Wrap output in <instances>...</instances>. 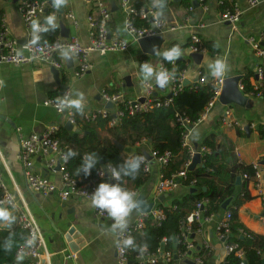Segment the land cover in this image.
<instances>
[{"label": "crops", "instance_id": "1", "mask_svg": "<svg viewBox=\"0 0 264 264\" xmlns=\"http://www.w3.org/2000/svg\"><path fill=\"white\" fill-rule=\"evenodd\" d=\"M23 1L0 0L3 21L20 45L27 41L26 28L19 11ZM105 1L110 5L112 13L109 22L110 32L113 37L124 39L130 44L128 52L109 53L106 56L92 54L90 57L92 69L83 77L76 76L77 61L72 57L73 68L69 69L64 57L66 69L60 72L58 80L55 79L52 68L41 61L20 66L0 63V171L8 189L27 205L41 228L47 243V251L51 254V264H118L116 245L120 231L112 230L114 221L111 217L101 218L95 213L91 201L72 199L62 202L55 195L43 196L31 192L24 176L19 137L32 133L41 134L52 126L60 128L65 126L64 118L45 105L47 100L56 98L63 87L70 90L72 98H77L75 95L77 92L84 94L82 110L113 109L108 108L109 104L103 100L104 92L121 94L125 100L135 102L146 96L145 81L142 80L139 64L150 62L160 70V56L144 54L138 42H134L124 29L125 15L120 8L121 0ZM143 1L146 7L156 9L169 26L178 28L162 35L165 42L160 51L166 50L171 43L183 49L182 58L188 66L184 77L189 84L198 81L199 72L208 78L223 80L234 76L242 78L247 71L255 73L260 61L256 58L248 39L251 37L258 39L264 33V0H261V4L256 8H249L247 0H234L243 11L237 30H233L229 22L221 21L216 0H208L207 11L200 6L188 11L182 6L181 1L178 3L174 0ZM94 9V0H66L59 8L57 26L59 29L61 26L67 28L70 36H76L83 44H87L89 26L86 18ZM67 12H72L78 19L77 29L73 28L71 21L66 17ZM44 18L40 17L37 22L41 24ZM194 34L204 43H214L219 49L216 55L207 50L200 65H196L189 58L190 37ZM216 59L226 61L227 71L222 77H213L209 70L207 61ZM146 82L155 86L153 94L158 99L170 96L169 83L161 88L154 79ZM243 95L248 98L245 107L238 105L227 107L232 108V117L244 128L245 135L239 132L243 130L238 127L223 125L222 114L226 106L218 102L207 118L195 127L190 136V144L195 150H199L205 137L215 134L219 142L230 143L238 162L245 165L258 164L264 176V140L260 139L258 132L259 127L264 125V101L252 97L250 93ZM247 128L249 131H246ZM123 152L132 158L139 152L149 155L152 148L147 141H143L133 147L124 148ZM224 158L220 161H225ZM48 159L49 156L39 152L34 159L33 171L51 181L59 182V172L47 168ZM194 162L195 166L201 164L198 156L194 158ZM150 166L152 171L149 181L134 192L135 199L142 198L146 204L151 202L160 171L154 160L150 161ZM103 181H111L110 176L106 174ZM249 190L252 199L239 210V220L250 231L264 235V224L260 221V218L264 217V199L256 197L253 187ZM187 192L188 189L181 186L165 195L163 204L170 205L174 200L182 201ZM223 214L224 212L220 216ZM140 215L141 213L134 209L128 217L127 226L135 222ZM216 226V220L205 223L203 235L195 236V244L200 248L204 242L209 245V256L205 264H221L226 259ZM70 229L77 232L82 239V246L76 252H71L62 243V238ZM173 251L176 252L175 247ZM71 256H75V259H71ZM22 262L26 264L25 261ZM181 263L179 260V264Z\"/></svg>", "mask_w": 264, "mask_h": 264}, {"label": "built area", "instance_id": "2", "mask_svg": "<svg viewBox=\"0 0 264 264\" xmlns=\"http://www.w3.org/2000/svg\"><path fill=\"white\" fill-rule=\"evenodd\" d=\"M65 1L66 0H63V4ZM94 2V11L89 13L86 18L89 26V42L87 44H83L76 36H70L66 39L58 37L51 43H38V41L32 43V24L33 22H37L40 17L48 16L46 15L48 4L46 2L40 3L33 0H24L19 11L27 32L26 44L20 45L17 40L13 38L11 31L2 20V25L0 26V63L20 66L41 61L49 67L55 68L61 72L66 69V63L61 52L70 48L74 50L72 57L77 61L76 76L83 77L92 69V63L90 60L92 54L106 56L109 53L128 52L130 44L124 39L113 37L110 32L109 22L111 21L112 13L108 2L105 0H94ZM137 2V0H121L120 3V8L125 15L124 29L134 42H138V40L142 38L162 36L167 31L178 29L177 27L169 26L167 22L159 16L156 9L146 6L137 8ZM194 3H197L198 6L202 7L205 11L209 10L208 0H191V6L188 11L194 10L196 7ZM226 4H230L231 6L220 10L221 21L229 22L233 30H237L243 11L234 0H216L218 8L220 6H225ZM247 4L249 8H256L261 4V0H247ZM51 14H55L56 17L59 16V8L54 7ZM66 17L71 21L73 28L77 29L79 21L76 16L72 12H67ZM134 18L140 19L145 23V26H136ZM40 25H44V22ZM200 27L204 28L203 26ZM40 33H38V35ZM248 42L256 58L260 61L255 71V78L251 79L253 86V92H251V95L254 98L262 100L261 95L264 87V33L258 39L253 37L249 38ZM205 52H207V49L204 47L203 40L196 34L192 35L190 37L189 53L203 55ZM159 68L160 70H165V66L161 61L159 63ZM173 72L174 71L170 73ZM209 80L210 78L202 72H199L198 81L196 83L203 84ZM185 82L186 80L183 74L178 78L174 75L169 81L171 94L165 99H158L155 97L153 94L155 86L150 82L144 83L146 96L141 98L144 99L143 101L138 99L135 102H132L125 100L121 94H109L108 92H104L102 94L103 100L106 103L111 104L113 109L99 111L82 110V120L87 123H94L99 119L108 120V125L110 127H116L122 122L126 115L135 116L155 109L168 108L171 106L174 97L184 88ZM213 83L217 88L215 97L210 102L206 112L198 122L192 123L187 117L177 115V122L184 129L182 147L192 158V160L187 162V169L189 167L192 168L196 156L202 161V158L207 153L204 146H201L199 150H195L190 144V136L195 127L207 118L210 111L219 102L218 100L222 90L223 79H213ZM194 85L195 84H190V86ZM239 89L240 91H243L241 82ZM65 97L72 98L69 89L63 90L56 98L47 100L45 105L51 107L57 114L62 116L65 123H69L78 128L76 108L64 107L60 104V101ZM222 123L225 126L238 127L240 130L244 131V128L239 126L238 122L233 119L232 108L230 107H225L222 114ZM60 130L61 128L59 126H52L41 134L32 133L28 136L21 135L19 137V146L21 149V158L27 187L31 192L43 196L55 195L62 202H67L72 199L91 201L92 192H94L95 188L104 179L106 174L103 177L98 174L97 179L90 186L82 185L79 181L74 179L67 171L69 160L65 161L63 159V155L70 149V147L68 145H63L59 140L58 134ZM39 152L49 156L47 168L51 171L59 172V182L51 181L47 177L34 173V159ZM236 154L239 158L238 153ZM149 156L150 159L142 154V163L145 165V172L148 174L151 173V160H154L160 167L158 183L155 186L151 202L149 203L152 205V209L148 214L141 213L135 222L127 226L123 232L118 234L116 245V258L118 264H168L175 255H178L175 252L166 251L161 247L153 253L147 250H142L135 256V262H130L129 260V256L133 253L136 246V238L144 235L145 221L151 219L153 225L156 227H161L163 225L165 214L161 207L163 202L160 199L180 188L187 175L186 170L169 177H165L164 174H162V169L166 167L172 159L171 153L160 155L158 152L152 151ZM58 167L60 168L59 170H57ZM253 168L255 171L253 179L247 174H243L240 178V182L251 180V187H253L256 197L263 200L264 176L258 164H254ZM110 182L114 183V180H111ZM191 187L195 188V182L191 184ZM0 191H2L0 206L9 207L12 214L16 217V221L12 226L20 227L27 234L26 242L19 249L17 255H21L23 257L22 260L25 261L26 264H51V254L47 251V243L41 228L27 205L8 189L3 180L1 171ZM208 203L207 199H202L200 202H197L192 212L180 222L179 233L177 240H175L186 248V253L182 256L181 264H187V261L192 264H205L204 258L197 255L195 236H202L204 233V224L212 220H216V232L219 239L222 241L226 258L238 250L237 245L228 244L227 242L230 235V222L232 221L231 212L225 211L221 216H216L214 214L205 215V208ZM95 213L101 218H109L106 212L101 211L98 208H95ZM260 221L264 224V217H261ZM128 238H132L133 246H126L123 243V241ZM27 241H31V243L28 244ZM164 241L166 240L164 239ZM201 249L206 253L210 251L209 245L206 242L201 245ZM237 255L244 259L242 251L238 250ZM71 259L74 260L75 256H71Z\"/></svg>", "mask_w": 264, "mask_h": 264}, {"label": "trees", "instance_id": "3", "mask_svg": "<svg viewBox=\"0 0 264 264\" xmlns=\"http://www.w3.org/2000/svg\"><path fill=\"white\" fill-rule=\"evenodd\" d=\"M33 1L48 4L46 15L51 14L54 9L53 0ZM137 1V8L145 6L143 0ZM180 1L185 9H189L191 6V0ZM228 6L231 5L226 4L220 6L219 9L223 10ZM63 10L66 11L64 7ZM2 20V13H0V26ZM43 22L45 23V21ZM134 22L138 27L145 26V23L138 18H134ZM59 36L60 29L57 26L54 30L41 32L38 43H51ZM173 46L176 44L171 43L166 49ZM204 47L213 55L219 53V49L214 43L205 42ZM160 60L164 64L165 70L174 71L177 78L184 75L188 68L187 62L184 60L168 62L162 56H160ZM252 78H255V73L252 71H247L241 78L244 94L253 92ZM63 90H65L64 87ZM216 90L213 78L203 84L195 83L194 86H184L168 108L155 109L135 116L126 115L116 127H110L108 120L102 119L94 123L84 122L81 117L82 109H76L77 125L80 132H68L64 127H61L58 134L59 140L63 145H68L76 152V155L69 159L67 171L82 185L90 186L97 179L98 172L102 168L118 167L130 159L123 149L133 147L143 141H147L152 151H156L160 155L171 153L170 163L162 169V174L165 177L186 170L187 175L182 182V187L188 189V192L182 201L174 200L170 205H161L165 214V220L161 227L154 226L151 219L145 221L144 235L136 238V246L129 256L130 262H135V256L142 250L153 253L162 247L166 251L174 252L173 248L175 247V253L178 255H175L168 264H179V260L181 261L182 256L186 253L185 246L178 242L174 244L179 233L180 222L192 212L197 202L207 199L209 203L205 208V215L220 216L222 212H231L232 221L227 242L237 245L238 250L244 254V259H242L237 255L238 250H236L221 264H264V235L250 231L239 220V210L252 199L249 190L252 182L245 180L238 183V179L243 174H247L253 179L255 175L253 165L239 163L230 143H221L215 134H210L203 141L202 146L206 148L207 153L202 158L201 164L195 168H186L187 162L192 158L182 147L184 129L177 122V115L187 117L192 123L198 122L215 97ZM261 96L264 101V87ZM239 132L242 135L246 134L245 131ZM258 132L260 139L264 140V125L259 127ZM91 153L98 156V165L92 170L91 175L84 176L83 173L78 175L84 156ZM133 157H142V153H135ZM223 157H225V161H220ZM144 168L145 165L141 163L135 178L123 176L119 181L121 186L133 193L144 187L150 179V174L146 173ZM193 182L197 189L196 193H190V190L193 189L191 187ZM1 198L2 191H0V200ZM230 199V205L226 210H223L222 205ZM9 238L13 241V247L10 251H5L2 245ZM26 239V232L18 226L0 228V264H24L22 261H17L16 257ZM196 252L206 262L209 252L206 253L199 246H197Z\"/></svg>", "mask_w": 264, "mask_h": 264}, {"label": "clouds", "instance_id": "4", "mask_svg": "<svg viewBox=\"0 0 264 264\" xmlns=\"http://www.w3.org/2000/svg\"><path fill=\"white\" fill-rule=\"evenodd\" d=\"M62 2L63 0H53V7L59 8ZM56 27L57 23L55 14H49L46 16L44 25H40L39 22H33L32 43H36L39 40L38 33L46 32L50 29L54 30ZM154 51L156 55L162 56L163 59L168 62H175L184 55V51L179 45L163 51ZM73 54L74 50L70 48L61 52V55L65 58H71ZM207 63L213 77H222L227 71L226 61L222 59L208 60ZM139 71L143 81L146 82L154 79L155 83L161 88L165 87L175 75L166 70H157L150 62L139 64ZM75 95L77 98L65 97L60 101V104L64 107H73L80 110L83 107L84 94L82 92H77ZM75 155L76 152L69 149L63 155V159L67 161ZM142 160V157H133L126 160L118 167L102 168L98 172L102 177L105 174H108L110 180H114L115 183L102 180V182L97 185L94 192H92L91 206L106 212L108 216L113 219V231L119 230L120 232H123L127 228L128 217L132 211L138 207L135 194L122 187L119 181L123 176L135 178L140 169ZM98 163L99 158L95 153L85 155L81 167L78 170V175L80 173H83L84 176L91 175L92 170L96 168ZM15 221L16 217L12 214L9 207L0 206V228H9L15 223ZM27 243L30 244L31 241H27ZM123 243L126 246H133L132 238L124 240ZM2 247L5 251H10L13 247L12 239L9 238L6 240ZM16 259L17 261H21L23 257L17 255Z\"/></svg>", "mask_w": 264, "mask_h": 264}, {"label": "water", "instance_id": "5", "mask_svg": "<svg viewBox=\"0 0 264 264\" xmlns=\"http://www.w3.org/2000/svg\"><path fill=\"white\" fill-rule=\"evenodd\" d=\"M15 1V0H13ZM175 3L180 2V0H174ZM196 6H198L197 3H194ZM61 37L62 38H69L70 36V32L67 28L61 26ZM165 40L162 36H156V37H149V38H142L140 40H138V44L140 46V48L142 49L144 54H148V55H156L154 50H161L163 44H164ZM26 44L23 43V45ZM189 58L191 61H193L196 65H200L201 61L203 59V55L202 54H189ZM179 60H183V58L181 57ZM66 63H67V67L69 69L73 68V61H72V56L71 58H66ZM52 73L55 77L56 80H58L59 75H60V71L52 68ZM241 78L239 76H234V77H230L227 78L225 80H223V85H222V90H221V94L219 96V103L221 105L224 106H228V105H238L240 107H245L247 105L248 102V98L246 96L243 95V93L240 91L239 89V85H240V81ZM128 81V80H127ZM190 85L189 82H185V86ZM144 99H141L140 101H143ZM112 105L109 104L108 108H111ZM64 128L68 131V132H72V133H79L80 130L79 128L66 123ZM246 131H249V128L246 129ZM149 159L150 156L148 154H145ZM195 162L192 166L195 167ZM60 168L58 167L57 170H59ZM238 183H240V179H238ZM197 189L193 188L190 190V193H196ZM165 199V196H163L160 200L163 202V200ZM138 202V207L136 208L140 213L143 214H148L150 213L151 209H152V205L151 204H146L144 202V200L142 198H138L136 199ZM231 203V199L227 200L223 205L222 208L223 210H226L227 207L230 205ZM62 237V235H61ZM174 242H176V240H174ZM62 243L66 245V247L71 251V252H76L79 250V248L82 246V239L80 237V235L75 232L73 229H70L69 232L62 238ZM177 259V258H176ZM187 264H192L191 262L187 261ZM133 264V263H130Z\"/></svg>", "mask_w": 264, "mask_h": 264}]
</instances>
